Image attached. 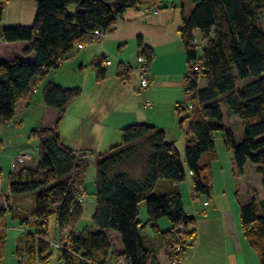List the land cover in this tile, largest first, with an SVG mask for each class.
I'll return each instance as SVG.
<instances>
[{
	"label": "trees",
	"instance_id": "1",
	"mask_svg": "<svg viewBox=\"0 0 264 264\" xmlns=\"http://www.w3.org/2000/svg\"><path fill=\"white\" fill-rule=\"evenodd\" d=\"M5 1L0 0V24ZM146 1L156 0H35L30 26H0V43L27 44L20 58L5 61L0 57V129L19 123L18 105L36 93L35 85L67 60L74 48L90 45L97 32H111L126 11L137 10ZM189 1L193 11L183 19L180 35L187 62L184 93L190 97L188 104L177 108L179 128L186 122L184 161L175 145L165 141L162 130L146 124L123 128L120 144L96 159V231L76 234L73 227L81 216V204L76 200L87 160L62 143L58 127L66 106L80 90L47 85L43 104L57 113L54 124L27 135V140L37 142L36 164H20L7 175L8 195H33L32 207L27 214H15L7 199L0 202V218L8 210L25 227L24 246L16 251L17 258L26 257L25 264H47L52 249L47 226L52 217L60 239L63 230L69 232L61 241V264H108L120 258L128 264H157L155 253L144 248L139 233L137 218L142 204L147 224L160 235L171 261L180 227L192 237L194 221L185 216L177 192L155 195L154 191L162 181L179 184L189 174L194 196L211 198L210 164L216 156L214 137L220 132L232 152L236 172L242 175L247 164L253 165L264 189V0ZM138 51L149 66V49L139 44ZM29 55L32 60L24 59ZM129 72L119 67L117 76L122 83L129 79ZM104 75L105 68L99 64L97 79ZM222 108L227 116L243 122L239 144L233 132L221 124ZM205 154L208 160L202 163ZM257 210L254 199L241 206V225L264 264V213ZM162 218L171 225L164 232L157 225ZM109 231L120 237L121 254L109 243ZM5 243L6 231L0 225V264Z\"/></svg>",
	"mask_w": 264,
	"mask_h": 264
},
{
	"label": "crops",
	"instance_id": "2",
	"mask_svg": "<svg viewBox=\"0 0 264 264\" xmlns=\"http://www.w3.org/2000/svg\"><path fill=\"white\" fill-rule=\"evenodd\" d=\"M192 11L193 4L189 0L146 1L137 10L126 11L118 19L111 32L101 33L100 39L94 38L88 46L74 48L67 60L59 65L60 70L63 69L66 80L55 77L56 72L52 74L49 72L44 80L35 85L36 93H31L29 99L18 105L19 111L21 105H24L22 114L17 121L19 123L0 129V148L3 151L6 147L4 145L6 138L14 136L15 140H19L18 130L35 109L40 108L43 114L39 117L40 126L32 130L53 126L57 113L46 108L43 104V92L47 85L55 84L62 88L80 90V96L66 106L58 127L62 143L87 160V167L80 178L82 191L79 197H81L82 203L80 206L81 216L73 227L76 234L86 235L96 231L93 223L96 211L95 157L120 144L123 128L135 124L154 126L162 130L165 134V141L174 144L175 147L181 138L183 141L186 140V122L182 128H179V115L177 114V108L188 104L190 97L184 93L187 62L180 31L183 19H188ZM34 15L35 6L28 19L17 17L14 14L10 18L16 17L17 20L1 22L0 26H30ZM16 44L23 49L27 46L26 43H11L9 45ZM139 44L149 49L152 55L148 66L149 86L145 90L140 87L137 76L136 60ZM19 56L22 57L21 54ZM0 57L2 60H9L1 55ZM24 59L32 60L33 55ZM107 61L110 62L109 65L106 64ZM99 64L105 68V75L101 80L97 79ZM120 66L130 70L126 83H122L117 76ZM38 90H41L40 96ZM103 110L105 114H103ZM7 143V146H14L13 149L16 151L8 157L6 169L9 175L19 168L14 167L13 160L16 155L21 153L30 155L31 153L28 152L25 139L16 144L12 140ZM182 147H178L177 151L183 160ZM207 158L202 159V163H206ZM36 162L37 160L34 164ZM217 163L218 157L215 156V160L210 164L213 194L209 199L194 196L192 179L189 174L182 183L162 181L157 187V194L160 195L169 191L177 192L181 197L185 216L194 221L193 243L185 249L180 264H260L258 253L251 247L242 231L240 207L254 199L258 213H264V189L261 176L254 173L253 165L247 164L243 174L237 180L232 157L228 159L227 172L219 167L215 169ZM88 169L94 176L90 181L86 179ZM0 173H3L1 164ZM216 173L217 176H215ZM245 175L248 176V182L243 181ZM86 184L92 185V189H87ZM3 199H7V205L15 210V214L16 212L17 214H27L33 204L24 207L26 201L31 200V195L9 196L8 190L2 191L0 188L1 203H4ZM52 218L55 221V232L50 235L47 226V239L54 242H51L52 249L47 264H61L60 251L53 246L60 240V232L55 217ZM137 220L140 223L138 229L144 248L155 253L157 264H170L160 235L147 224L143 204L139 207ZM160 222L163 227H167L165 230H162ZM164 222L159 220L157 223L161 232L171 228L170 223L167 226ZM0 225L6 231L5 245H7L8 232H11L9 237L13 238L14 244V261L12 263L18 264L16 251L24 246L25 227L8 210L0 218ZM14 232H19V235ZM108 238L113 250L117 254H121L123 245L118 234L109 231ZM34 264L37 262L34 261ZM108 264L128 263L120 258L111 259Z\"/></svg>",
	"mask_w": 264,
	"mask_h": 264
},
{
	"label": "rangeland",
	"instance_id": "3",
	"mask_svg": "<svg viewBox=\"0 0 264 264\" xmlns=\"http://www.w3.org/2000/svg\"><path fill=\"white\" fill-rule=\"evenodd\" d=\"M35 6V0H6L4 2V12H3V16H2V23H7L8 20H17L16 17L10 18V16H13L15 14V16L17 17H22L23 19H28V17L30 16V14H32V8ZM262 27L264 28V19L261 22ZM199 42V41H198ZM198 44V48L197 51L198 53L201 52V45L200 43ZM23 47V46H22ZM21 51H23V48H21V46H19L18 44L16 45H7L4 43H0V55L3 58L9 59V60H13L15 58H20V54ZM61 67H58L56 70H51V74L55 73V77L61 79V80H66L64 74H63V69L60 70ZM49 74V73H48ZM59 75V77H58ZM61 76V77H60ZM201 86L205 85V82H201L200 83ZM38 95H41V90H38ZM80 96V95H79ZM184 99H182L183 101ZM184 102H187V100H184ZM24 108V105H21L20 107V111L17 108L16 110V116L18 118H20L21 114H22V110ZM124 110V109H123ZM222 113H223V121H222V125L225 128L230 129L233 132L234 135V140L237 144H239L243 138V122L237 118H233L230 117L229 115V120H228V116H227V112L225 108H222ZM43 112L40 108L35 109L34 113H31L24 125L20 128V130H18V133L20 134V138L19 140H15L14 136H9L8 138L5 139L4 145L6 146L3 151L0 152L1 157H0V164L3 168V173L1 174V181H0V188L2 189V191L6 190L7 191V169L6 167L8 166V157L11 156L10 154H13L15 151L14 146H7V142L12 140L14 144L21 142V140L25 139V144L27 146V148L29 149L28 152H30L32 154V157L34 158V160L32 161L31 157H28L29 159L27 160L26 163L28 164H34L36 156H37V142L35 140H27L28 138L27 135L32 131L33 128H36L37 126H40V122H39V117L42 116ZM103 114H105V111L103 110ZM231 121V122H228ZM6 136V135H4ZM186 138V136H185ZM185 141H183V138H181V141H178L176 144V148L178 150V147L183 146L182 150L184 151L185 148ZM24 145V143H23ZM214 152L216 154V156L218 157V163L215 166V169H217L219 167V169H223L225 172H227L228 170V159L230 157H232V154L230 152V150L224 145L223 142V134L220 132L218 133L215 137H214ZM29 154V153H28ZM30 154V155H31ZM184 156V153H182ZM19 155H24V154H19ZM18 157V155H17ZM16 157V158H17ZM98 155H96V159H97ZM207 157V154H205L203 156V160ZM16 161V159H15ZM184 161V158H183ZM15 164V163H14ZM27 164V165H28ZM96 165V164H95ZM18 165H14V167H17ZM90 169V168H89ZM88 169V170H89ZM235 171V177L238 180L241 175H239L236 170ZM94 172H95V166H94ZM217 176V173L216 175ZM94 176L90 174V170L88 171V173L86 174V179L87 180H92ZM244 182H248V176L245 175ZM87 185V184H86ZM91 187V188H90ZM92 185H87L86 188L88 189H92ZM158 189V188H157ZM157 189L154 191V194H157ZM31 203H33V195H31V200L26 201L24 207L30 205ZM161 220L165 221L164 223L168 226L169 222L167 220V218H162ZM162 222H160V226L163 228L162 230H165L167 227H163V225H161ZM48 231L50 235H53V233L55 232V221L54 219H50L49 223H48ZM16 233V235H19V232H14ZM9 235H11V232H8V240H7V245H5L4 247V255H3V259H2V263L1 264H13L12 262L14 261V257H13V252H14V244H13V238L9 237ZM194 236V235H193ZM189 237V236H187ZM54 242V241H51ZM61 241L59 240L58 242H56L55 244H57V246H59L61 248ZM58 247V251L60 250ZM179 254V253H178ZM184 254V252H182V254L180 257H182ZM54 263V262H53Z\"/></svg>",
	"mask_w": 264,
	"mask_h": 264
},
{
	"label": "built area",
	"instance_id": "4",
	"mask_svg": "<svg viewBox=\"0 0 264 264\" xmlns=\"http://www.w3.org/2000/svg\"><path fill=\"white\" fill-rule=\"evenodd\" d=\"M155 14H157V12H154ZM101 37V32H97L94 35V38H96L97 40H99ZM137 65H138V69H137V76H138V80L140 83V87L142 89H147L149 86V79H150V74H149V67L148 65H146L145 59L142 56H138L137 57ZM107 65L110 64L109 61L106 62ZM146 106H148V104H146ZM28 157H30L28 154L25 155H18L15 161V159L13 160L15 164L20 165L23 163H26L27 160L29 159ZM77 204H81L82 203V199L81 197L77 198L76 200ZM206 205V203H205ZM69 232L66 230H63L61 232V241H65L68 237ZM193 243V236L192 237H187L185 234V230L183 227H180L179 232L177 234V237L175 238V245H174V249L172 251V255L173 258L170 261V264H180L181 261V255L182 254V249H184L185 247H188L189 245H191ZM56 249H58L59 246H57V244L53 245ZM184 247V248H183ZM60 249V247H59ZM179 253V254H178ZM18 264H25L26 263V257L25 256H20L17 258Z\"/></svg>",
	"mask_w": 264,
	"mask_h": 264
}]
</instances>
